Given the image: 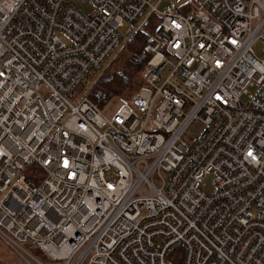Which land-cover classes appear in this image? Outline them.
Masks as SVG:
<instances>
[{
  "label": "built area",
  "instance_id": "1",
  "mask_svg": "<svg viewBox=\"0 0 264 264\" xmlns=\"http://www.w3.org/2000/svg\"><path fill=\"white\" fill-rule=\"evenodd\" d=\"M126 24L150 58L108 115L77 88ZM0 238L27 264H264V0H0Z\"/></svg>",
  "mask_w": 264,
  "mask_h": 264
},
{
  "label": "trees",
  "instance_id": "2",
  "mask_svg": "<svg viewBox=\"0 0 264 264\" xmlns=\"http://www.w3.org/2000/svg\"><path fill=\"white\" fill-rule=\"evenodd\" d=\"M144 43V35L139 33L133 35L124 48L123 64L100 77L95 90L89 96L94 99L95 92L98 90L105 93L106 99L133 96L138 92L144 84V69L150 58V54L143 50ZM27 174L32 182L38 183L40 176L42 178L44 173L35 164L28 169Z\"/></svg>",
  "mask_w": 264,
  "mask_h": 264
},
{
  "label": "rangeland",
  "instance_id": "3",
  "mask_svg": "<svg viewBox=\"0 0 264 264\" xmlns=\"http://www.w3.org/2000/svg\"><path fill=\"white\" fill-rule=\"evenodd\" d=\"M186 2H189V0H185ZM83 9L86 12L91 11V6L86 5L83 7ZM122 33L124 34V39H129L131 37V30L129 24H126L125 27L121 29ZM126 47V44L123 45L119 50H116L113 55L107 60L104 67L98 71H94L82 81V83L77 88V91L81 94H90L95 90L96 84L100 77L104 76L108 71H112L115 67L121 66L123 63V55L125 53L124 48ZM258 52L261 54V45L258 46ZM132 98V95L126 96L123 98H112V99H106V101L103 102L102 108L104 112L108 115L114 114L120 106L130 100ZM212 176L210 175L206 182L207 186L205 187V190L209 193L212 192V185H211ZM26 247L29 248L35 255L39 256L43 259L41 256L42 252L36 248L32 244H26ZM0 264H27L22 257H20L14 250H12L4 240L0 238Z\"/></svg>",
  "mask_w": 264,
  "mask_h": 264
},
{
  "label": "snow or ice",
  "instance_id": "4",
  "mask_svg": "<svg viewBox=\"0 0 264 264\" xmlns=\"http://www.w3.org/2000/svg\"><path fill=\"white\" fill-rule=\"evenodd\" d=\"M249 155H251V153H249Z\"/></svg>",
  "mask_w": 264,
  "mask_h": 264
},
{
  "label": "bare ground",
  "instance_id": "5",
  "mask_svg": "<svg viewBox=\"0 0 264 264\" xmlns=\"http://www.w3.org/2000/svg\"><path fill=\"white\" fill-rule=\"evenodd\" d=\"M106 101V100H105Z\"/></svg>",
  "mask_w": 264,
  "mask_h": 264
}]
</instances>
